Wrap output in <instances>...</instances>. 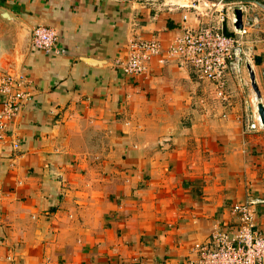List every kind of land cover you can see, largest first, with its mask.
I'll return each instance as SVG.
<instances>
[{"label": "crops", "instance_id": "1", "mask_svg": "<svg viewBox=\"0 0 264 264\" xmlns=\"http://www.w3.org/2000/svg\"><path fill=\"white\" fill-rule=\"evenodd\" d=\"M218 1L0 0L65 51L31 49L21 68L32 98L0 145V264H190L216 230L237 229L238 204L264 232V34L218 109L214 86L176 61L137 78L115 67L132 41L167 47L199 26L192 6ZM227 1L261 29L264 9ZM11 44L0 29V73L15 70Z\"/></svg>", "mask_w": 264, "mask_h": 264}, {"label": "built area", "instance_id": "2", "mask_svg": "<svg viewBox=\"0 0 264 264\" xmlns=\"http://www.w3.org/2000/svg\"><path fill=\"white\" fill-rule=\"evenodd\" d=\"M227 4V0H219L216 5L195 4L191 9L197 14V28L184 26L167 47L158 39L134 40L129 44L127 55L117 60L115 67L126 77L137 78L148 74L158 59L176 61L193 71L201 81L212 84L219 100L227 101L231 79L243 81L249 61L248 38L250 31L257 27L254 21L238 29L234 16L235 35L228 37L224 25L229 21V13L235 15L236 11L232 7L227 9ZM184 22H188V16L184 17ZM57 44L56 30L44 26L33 30V51L52 56L64 54ZM30 85L24 71L19 76L0 75V145L7 138L13 118L31 101ZM258 123L261 124L260 118ZM251 129H257V124L251 125ZM233 211L239 217L237 229L216 230L209 243L197 245V260L190 264H264V232L255 224L252 206L238 204Z\"/></svg>", "mask_w": 264, "mask_h": 264}, {"label": "water", "instance_id": "3", "mask_svg": "<svg viewBox=\"0 0 264 264\" xmlns=\"http://www.w3.org/2000/svg\"><path fill=\"white\" fill-rule=\"evenodd\" d=\"M251 3L259 6L264 9V3H261L257 0L250 1ZM237 15V28H243V12L241 10L236 11ZM0 29L6 38L12 43L10 46L11 54H10V63L15 68V70H11L10 73L12 75L19 76L22 71V66L24 64V60L27 54L32 49V36L33 31L28 25L23 23L22 20L17 18L15 15L9 13L8 11L2 10L0 8ZM252 86L254 92L256 93L259 100L262 99V94L259 89V86L256 83L255 75H251ZM259 107V115L261 117L262 125L264 126V104L260 103Z\"/></svg>", "mask_w": 264, "mask_h": 264}, {"label": "rangeland", "instance_id": "4", "mask_svg": "<svg viewBox=\"0 0 264 264\" xmlns=\"http://www.w3.org/2000/svg\"><path fill=\"white\" fill-rule=\"evenodd\" d=\"M262 26H264V24L262 25V23H261V29H260V27H259V25L257 24V27H255V28H253L251 31H250V38L251 39H253V40H256V38H257V36H259V38L262 36V34H264V29H262ZM257 30V31H256ZM258 34V35H257ZM249 43H250V41H249ZM248 48H249V46H248ZM250 49V48H249ZM251 52L249 51V54H250ZM2 74H11L10 73V71H1V73H0V75H2ZM203 84H202V86L199 88V91L203 88ZM193 93H194V90L192 91ZM210 92H211V90H210ZM216 94V93H215ZM217 96V95H216ZM254 98H255V101H256V98H258V97H256V95H254ZM212 100H213V106H214V108L215 109H218V104H217V102L218 103H220L221 104V100H218L217 98H215V99H213L212 98ZM216 100V101H215ZM30 102V101H29ZM28 102V103H29ZM257 102V101H256ZM27 103V104H28ZM27 104L26 105H24V107H23V109H22V111L15 117V118H13L12 120L13 121H15V119H17L21 114H22V112L24 111V109L26 108V106H27ZM259 118H260V120H261V117L259 116ZM258 118V119H259ZM13 121L11 122V125L9 124V131H11V128H12V125H13ZM261 123H262V121H261ZM260 124V123H259ZM9 131H8V133H9Z\"/></svg>", "mask_w": 264, "mask_h": 264}, {"label": "trees", "instance_id": "5", "mask_svg": "<svg viewBox=\"0 0 264 264\" xmlns=\"http://www.w3.org/2000/svg\"><path fill=\"white\" fill-rule=\"evenodd\" d=\"M225 34H226V31H225ZM228 37H233L234 35H228V34H226Z\"/></svg>", "mask_w": 264, "mask_h": 264}, {"label": "bare ground", "instance_id": "6", "mask_svg": "<svg viewBox=\"0 0 264 264\" xmlns=\"http://www.w3.org/2000/svg\"><path fill=\"white\" fill-rule=\"evenodd\" d=\"M256 101H258V98H256ZM261 125H262V123H261Z\"/></svg>", "mask_w": 264, "mask_h": 264}]
</instances>
